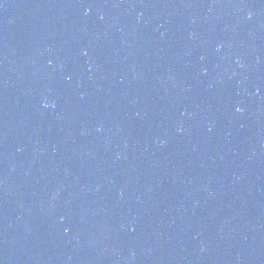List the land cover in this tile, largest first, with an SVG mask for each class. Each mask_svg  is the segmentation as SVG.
<instances>
[{"label":"water","instance_id":"95a60500","mask_svg":"<svg viewBox=\"0 0 264 264\" xmlns=\"http://www.w3.org/2000/svg\"><path fill=\"white\" fill-rule=\"evenodd\" d=\"M0 264H264V0H0Z\"/></svg>","mask_w":264,"mask_h":264},{"label":"clouds","instance_id":"9594fccd","mask_svg":"<svg viewBox=\"0 0 264 264\" xmlns=\"http://www.w3.org/2000/svg\"><path fill=\"white\" fill-rule=\"evenodd\" d=\"M87 11V10H86ZM49 63H51V61H49ZM47 106V105H45ZM54 106V105H53ZM238 111H242V109H240L239 107L237 108Z\"/></svg>","mask_w":264,"mask_h":264}]
</instances>
